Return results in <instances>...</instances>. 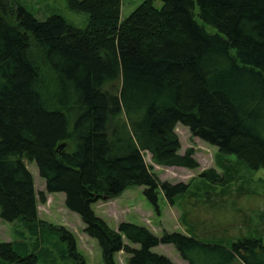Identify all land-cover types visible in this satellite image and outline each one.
Segmentation results:
<instances>
[{"label": "trees", "instance_id": "1", "mask_svg": "<svg viewBox=\"0 0 264 264\" xmlns=\"http://www.w3.org/2000/svg\"><path fill=\"white\" fill-rule=\"evenodd\" d=\"M156 1L122 20V0H67L89 16L79 29L0 0V220L36 238L33 247L25 232L0 243V264H87L72 231L40 218L38 197L47 196L25 159L48 194H65L105 264L122 252L128 264H175L152 251L159 245H174L186 264H264L260 239L227 247L128 222L114 230L93 210L131 187H145L156 208L160 189L172 205L186 195L190 184L162 181L145 160L148 152L159 166L200 168L193 148L180 154L179 124L222 156L264 169V0ZM200 176L223 181L214 169Z\"/></svg>", "mask_w": 264, "mask_h": 264}, {"label": "rangeland", "instance_id": "2", "mask_svg": "<svg viewBox=\"0 0 264 264\" xmlns=\"http://www.w3.org/2000/svg\"><path fill=\"white\" fill-rule=\"evenodd\" d=\"M10 1L25 7L40 21L59 15L79 29H86L89 24L88 14L70 10L67 0ZM144 1L122 0V20L128 18ZM155 7L161 9L163 2L157 0ZM196 19L208 33L217 32L216 28L204 23L199 17L198 8ZM176 132L181 142L180 154L193 148L194 157L200 163L199 169L159 166L152 162L148 152L145 153V160L153 166L162 181L190 184L189 192L172 205L160 189L156 208L146 198L145 187H131L116 199L94 204L96 215L114 230L118 229L120 223L128 222L147 227L157 237H162L164 232H178L194 236L205 243L227 247L242 239H260L264 243V169L253 170L236 156H222L217 147L193 137L189 128L181 124L177 126ZM24 163L34 176L36 193L43 192L47 196L46 204H42L38 197L40 218L72 231L77 238L78 250L87 264H105L99 242L85 234L81 217L66 208L65 194H48L46 181L40 176L37 164L27 159ZM226 167H230L231 176H228ZM211 169L223 177L221 183H213L200 176ZM20 232H25V239L33 247L36 238L28 234L20 223L0 220V243L22 242ZM131 247L141 248L139 244H132ZM152 251L168 257L175 264H186L174 245H159ZM115 258L118 264H128L129 255L124 252L118 253Z\"/></svg>", "mask_w": 264, "mask_h": 264}]
</instances>
